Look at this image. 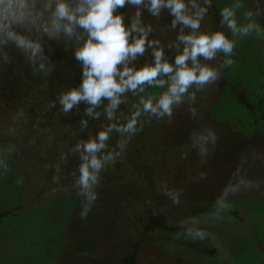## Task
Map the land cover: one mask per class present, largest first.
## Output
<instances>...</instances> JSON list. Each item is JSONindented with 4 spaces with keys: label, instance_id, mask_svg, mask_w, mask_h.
I'll return each instance as SVG.
<instances>
[{
    "label": "rangeland",
    "instance_id": "rangeland-1",
    "mask_svg": "<svg viewBox=\"0 0 264 264\" xmlns=\"http://www.w3.org/2000/svg\"><path fill=\"white\" fill-rule=\"evenodd\" d=\"M53 1L35 2L38 18L51 21ZM67 2L74 6L77 0ZM218 2L220 15L224 8L234 11L238 28L253 27L233 33L230 53L217 51L210 60L197 57L216 70V79L202 87L193 84L170 116L143 110L142 101L152 98L155 104L167 90L164 85L155 99L144 92L139 98L126 91L119 96L111 109L116 118L111 141L106 139L108 154L118 160L111 182L95 184V200H88L79 177L78 184L72 181V172L80 175L84 163L83 133L70 134L55 121H35L26 129L30 120L25 114L0 104V139L8 145L0 146V215L8 214L0 221V264H122L132 254L135 264H243V256L236 261L240 254L259 261L256 248L264 249V238L256 240L264 237V0ZM185 3L188 14H194L190 0ZM196 4L200 7V0ZM126 11V28L137 11L144 29L166 16L175 19L166 8L153 15L145 0L127 4ZM204 17L195 31L211 34L212 21ZM177 23L170 42L175 56L184 47L178 36L193 32ZM219 31L228 36L232 30L225 23ZM162 36L169 42L166 30ZM237 95L243 96L242 103L236 104ZM109 107L110 101L107 112ZM137 111L142 131L132 137L126 132L133 139L123 148L126 155L113 152L110 143L121 134L117 124L122 128ZM62 136L77 143L57 149ZM68 191L77 199L71 200ZM149 208L165 219L164 228L146 229Z\"/></svg>",
    "mask_w": 264,
    "mask_h": 264
},
{
    "label": "clouds",
    "instance_id": "clouds-1",
    "mask_svg": "<svg viewBox=\"0 0 264 264\" xmlns=\"http://www.w3.org/2000/svg\"><path fill=\"white\" fill-rule=\"evenodd\" d=\"M207 2L208 0H205V3ZM126 3L138 6L144 3V0H77L74 6L67 0H55L51 29L54 32L63 30L68 36H72L75 34V29L79 27L87 34V38L75 50V57L82 64L80 85L78 88L65 92L60 98L65 111L81 101L95 106L100 102L101 97H105L110 100L108 116L111 119V109L120 102L118 94L137 89L142 92L146 83L163 86L166 81L156 78L169 74L167 90L160 94L156 103L153 104L152 98H148L143 100L142 104L146 112L157 116H170L172 106L181 102L183 94L188 92L193 84L202 87L216 79V70L201 64L197 57L210 60L217 51L227 54L233 49L234 41L228 39L221 31L211 34L195 31L199 29L200 20L206 13V8L198 7L196 0H190L191 7L196 9L192 15L188 14V5L185 0H148L147 7L153 15H158L161 8H166L175 17L172 22L173 27L179 22L191 28L193 32L187 35L181 33L178 36L184 47L175 56L174 63L170 64L163 60L162 50L155 49L153 64L138 69L128 67L129 59H134L138 53L144 52L146 37L151 29L145 30L139 26V11L136 12V19L131 27H125L123 17L118 13L114 15V12ZM45 7L51 8V4ZM34 9L35 5H30L29 0H0V33L6 34L18 46L30 48L32 54L36 55L40 52V45L26 40L12 30L14 25L29 19L35 23L36 16L41 14L34 12ZM221 16L223 22L234 34L236 32L246 33L248 28L253 27V25H248L238 28L234 19V11L230 8H224ZM44 30L49 31L47 27ZM132 33H139V36L133 37L132 42L129 43ZM76 38L81 39L80 36ZM148 43L151 46L155 42L149 41ZM231 62V60L227 61L229 64ZM120 64L123 67L118 69L117 65ZM192 98L195 99L194 95ZM87 112L89 115L94 114L91 107L87 109ZM138 115L139 111L134 113L132 118L118 130L135 131ZM209 135L212 134L209 133ZM106 139L107 133L100 132L97 140H89L83 145L86 155L82 156L84 163L80 165L78 183L88 200L95 199V193L91 189L97 183V176L102 167V159H98L96 153L105 147ZM104 159H111V156Z\"/></svg>",
    "mask_w": 264,
    "mask_h": 264
},
{
    "label": "trees",
    "instance_id": "trees-1",
    "mask_svg": "<svg viewBox=\"0 0 264 264\" xmlns=\"http://www.w3.org/2000/svg\"><path fill=\"white\" fill-rule=\"evenodd\" d=\"M40 1L44 0H29V3L30 5H35V2L39 3ZM145 1L147 5L148 0ZM218 1L219 0H208V2L205 3V0H200V7L206 8L204 18H209L212 21L211 33L219 31L221 28L225 29V23L222 20V16L219 14V5L221 4H219ZM54 2L55 1L52 3ZM126 8L127 3L123 7H118L114 12V15L118 13L123 17V23L125 22L124 19H126ZM34 12H36V5ZM35 19V23L28 24L27 20L23 23L16 24L13 26L12 30L26 40L40 45V52L36 55L32 54V50L30 48L26 49L22 46H18L17 43L9 39L6 34L0 33V104L8 112H13V114L16 115L25 114V116L30 120L26 123V129H32V123L35 121H38L39 123L41 121V125L47 121H55L58 125L68 129L70 134H73V131L83 133L84 139L81 141V151L83 152V155H86L83 150V145L89 140H97L98 133L106 132L108 139L111 141L110 137L112 136V129L115 125L113 120H116V118L111 117L110 119L108 116L106 104L110 100L105 97H101L100 102L95 106L81 101L67 111L63 109V105L60 102V98L65 92L72 88H78L80 85L82 79V64L76 59L75 50L83 43V40L87 38V34L85 30L81 28H76L75 34L72 36H68L63 30L54 32L51 29V21L47 20L48 18H38L37 16ZM130 20L131 16L127 20L126 24L130 22ZM172 22L173 18L166 16L162 23H157L155 26H151L148 23V26L150 27L146 26L145 30L150 28L151 31H148L146 37L145 50L142 54L138 53L134 59H129L127 66L138 69L145 65L153 64L155 59L153 51L155 49L162 50L163 60H166L170 64L174 63L176 53L171 51L170 42L175 38L176 33L174 27L171 26L173 24ZM177 25L178 23H176V27ZM45 27H47L49 31L46 32L44 30ZM165 30L166 33H168L169 42L164 41V37L162 36V33ZM77 36H80L81 39L77 40ZM138 36L139 33H137L135 37ZM232 36V31L229 32L228 36L226 33V37L228 39L232 40ZM149 41H153L155 43L149 46ZM122 67V64L117 65L118 69H121ZM168 76L169 74H164L162 76H158L156 79H164L166 81L164 87L167 88ZM160 87V85H149L146 83L143 86L144 90L142 92L149 96H153L155 99L156 92ZM126 92H130L132 94L131 97L135 98V96H140L141 91L137 89L127 90ZM123 94L124 93H120L118 95L121 96ZM242 100H244L243 96L239 95L238 97L237 95L236 104L242 103ZM129 102L133 103L134 100L129 98ZM89 107L92 108L94 113L93 115L88 114L87 109ZM131 118L132 116L129 117V120ZM129 120L123 122V125H125ZM138 123L139 126L135 128L136 133L141 132L142 129L140 127L144 125L138 120V116H136V124ZM117 128H121L120 125L117 124ZM124 132L125 139L124 136L121 137V131V134L118 136V140L113 141L110 144L116 149H114L113 152H123L126 155L127 149L124 150L123 148L125 146L128 148V144L133 142V139L131 140L130 138H127L126 132L127 134H130L131 137L135 134V132ZM75 140L70 143L67 137L62 136L58 139L59 144L57 149L67 150L68 147L72 148V146L75 145ZM145 143L146 139H144L142 144L140 143L139 145H143ZM211 143V146L215 148L217 147L218 141L214 140ZM104 144L105 147L100 149L96 153V156L98 159H102V163H104V166L102 165V167L104 168L105 173L99 170L96 184H105L103 181L104 179H107V182H111L110 178L113 175L112 171H114L116 161L118 160V158L117 160L104 159L105 157L110 156L108 154L109 150L106 140L104 141ZM0 146L4 147V149L8 148L6 141H3L2 139H0ZM56 155L57 152L55 151L54 156L56 157ZM131 156L134 157L133 151L130 154V157ZM72 175V177H74L72 180L73 183L78 184L76 182V179L79 177L78 173L74 171L72 172ZM94 186L95 185L92 186V189L95 193ZM68 195L73 196L71 200L77 199V196L70 194L69 191ZM155 211L156 210L153 208L145 210V215L147 217L145 227L148 230L164 228L165 226V219L158 213H155ZM7 215L8 214L0 215V221L5 219ZM262 238L264 237L257 235L256 240L260 241ZM252 242L255 243V241ZM256 250L259 253L258 262L252 261L249 256L241 254L236 259L238 255L237 250V253L229 258V263L235 259L237 261L241 256H243V264H264V249L259 250V248H256ZM135 261L136 255L132 254L125 257L122 264H135Z\"/></svg>",
    "mask_w": 264,
    "mask_h": 264
}]
</instances>
